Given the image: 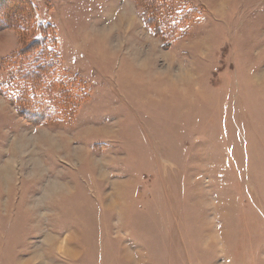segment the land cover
<instances>
[{"label":"rangeland","instance_id":"1","mask_svg":"<svg viewBox=\"0 0 264 264\" xmlns=\"http://www.w3.org/2000/svg\"><path fill=\"white\" fill-rule=\"evenodd\" d=\"M27 7L51 29L12 66L31 36L0 22V264H264V0Z\"/></svg>","mask_w":264,"mask_h":264},{"label":"trees","instance_id":"2","mask_svg":"<svg viewBox=\"0 0 264 264\" xmlns=\"http://www.w3.org/2000/svg\"><path fill=\"white\" fill-rule=\"evenodd\" d=\"M23 3L20 4V1L18 2H10V5L8 10L0 13V22L4 24V26L1 29H8V28H14L18 30V32H22L23 34H30L31 38L29 42L20 50L15 56H13L11 59H13L12 62H14V65L16 66L19 63L27 62L28 64L31 63V61L36 60L39 56L46 53V45L48 44V37L47 34L50 31L51 27L49 26H37L36 23H31V13L32 11L27 7L25 9V3L26 0H21ZM148 3L146 5L147 11L151 12L152 14L148 13L149 15L146 16L147 20H149V16L154 14H157L162 9V6L158 5L157 2L154 3ZM26 10V12H25ZM181 21L187 22L189 21L188 15L185 17H178ZM152 24L154 21H150ZM160 23H164L162 19L160 20ZM165 24V23H164ZM16 58L23 59L22 61H16ZM46 72L51 73L50 68L48 66H40L34 67L32 69H29L26 71L23 75L19 74L17 76V79L13 78L14 81H17V83H23L24 86L29 90L30 88L34 91L35 95L38 90L42 89V86L46 83V79L48 80V76H46ZM13 81V80H12ZM42 85V86H41ZM60 88V98H59V106L62 109V112L60 111V114H63L66 107L68 106V103L73 99H79L80 95L83 93L81 90L83 87H81L80 84H78L77 81L72 80L70 82H64V84L59 85ZM24 99L22 102L18 100V102L13 101L16 104H20V107L22 108L21 112L23 115L33 122L43 121L44 112L47 113V108L44 107V102L42 99H39L36 95L35 96H28V94H24ZM47 121V120H45Z\"/></svg>","mask_w":264,"mask_h":264}]
</instances>
